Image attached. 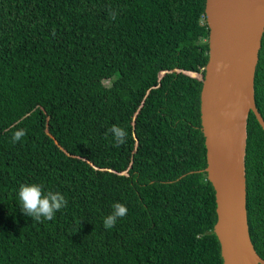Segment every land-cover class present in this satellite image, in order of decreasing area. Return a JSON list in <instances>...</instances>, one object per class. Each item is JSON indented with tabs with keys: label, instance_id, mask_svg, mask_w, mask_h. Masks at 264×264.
<instances>
[{
	"label": "trees",
	"instance_id": "1",
	"mask_svg": "<svg viewBox=\"0 0 264 264\" xmlns=\"http://www.w3.org/2000/svg\"><path fill=\"white\" fill-rule=\"evenodd\" d=\"M203 7L0 0V264H222L199 128ZM253 98L264 121V30ZM244 171L249 238L264 260V133L251 113ZM32 183L67 199L53 220L22 213L17 192ZM117 202L128 212L105 229Z\"/></svg>",
	"mask_w": 264,
	"mask_h": 264
},
{
	"label": "water",
	"instance_id": "2",
	"mask_svg": "<svg viewBox=\"0 0 264 264\" xmlns=\"http://www.w3.org/2000/svg\"><path fill=\"white\" fill-rule=\"evenodd\" d=\"M207 60L199 91V128L206 179L214 197L222 264H264L249 238L245 210L246 120L264 133L253 75L264 30V0H204Z\"/></svg>",
	"mask_w": 264,
	"mask_h": 264
},
{
	"label": "clouds",
	"instance_id": "3",
	"mask_svg": "<svg viewBox=\"0 0 264 264\" xmlns=\"http://www.w3.org/2000/svg\"><path fill=\"white\" fill-rule=\"evenodd\" d=\"M115 19V16L112 17ZM108 132L113 135V139L117 146L124 144L128 135L127 131L119 126L113 125L108 129ZM26 136V130L19 129L14 132L12 142L17 143ZM22 213L31 217L32 220L40 222L42 220L51 221L55 218V214L66 208L68 201L60 192L45 191L42 184H27L21 185L17 192ZM113 211L111 214L103 218V226L105 229L114 227L118 218H123L128 209L124 204L119 202L112 205Z\"/></svg>",
	"mask_w": 264,
	"mask_h": 264
},
{
	"label": "rangeland",
	"instance_id": "4",
	"mask_svg": "<svg viewBox=\"0 0 264 264\" xmlns=\"http://www.w3.org/2000/svg\"><path fill=\"white\" fill-rule=\"evenodd\" d=\"M100 83H102V84H108V80L94 82V86H96V85H98Z\"/></svg>",
	"mask_w": 264,
	"mask_h": 264
}]
</instances>
